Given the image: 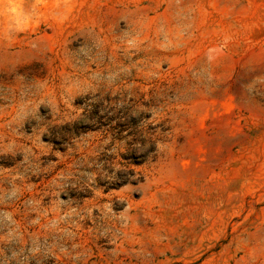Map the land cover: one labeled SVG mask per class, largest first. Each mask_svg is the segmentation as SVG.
Returning a JSON list of instances; mask_svg holds the SVG:
<instances>
[{"label": "rangeland", "instance_id": "rangeland-1", "mask_svg": "<svg viewBox=\"0 0 264 264\" xmlns=\"http://www.w3.org/2000/svg\"><path fill=\"white\" fill-rule=\"evenodd\" d=\"M0 264H264V0H0Z\"/></svg>", "mask_w": 264, "mask_h": 264}]
</instances>
